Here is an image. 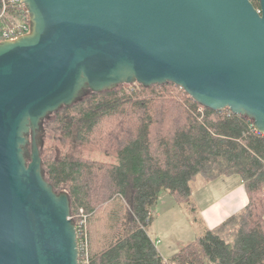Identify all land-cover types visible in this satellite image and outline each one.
<instances>
[{
  "label": "water",
  "instance_id": "water-1",
  "mask_svg": "<svg viewBox=\"0 0 264 264\" xmlns=\"http://www.w3.org/2000/svg\"><path fill=\"white\" fill-rule=\"evenodd\" d=\"M22 0L0 41V264H79L66 190L45 178L44 120L90 92L172 82L264 134V0Z\"/></svg>",
  "mask_w": 264,
  "mask_h": 264
},
{
  "label": "trees",
  "instance_id": "trees-1",
  "mask_svg": "<svg viewBox=\"0 0 264 264\" xmlns=\"http://www.w3.org/2000/svg\"><path fill=\"white\" fill-rule=\"evenodd\" d=\"M43 125L45 178L68 192L71 216L81 207L90 216L96 200L120 197L126 205L122 232L91 254V264H264V134L251 119L201 106L167 82L90 92ZM234 173L247 195L243 209L165 259L147 233L159 194L186 203L197 176Z\"/></svg>",
  "mask_w": 264,
  "mask_h": 264
},
{
  "label": "rangeland",
  "instance_id": "rangeland-1",
  "mask_svg": "<svg viewBox=\"0 0 264 264\" xmlns=\"http://www.w3.org/2000/svg\"><path fill=\"white\" fill-rule=\"evenodd\" d=\"M105 128V122L101 123L99 130L105 133ZM240 182L243 185L242 177L235 173L220 175L213 181H205L199 176L192 182L194 194L186 203L176 202L168 193L162 191L151 211L152 219L147 226V233L155 241L163 257L167 259L203 231L199 211L201 216L202 212H207L206 217L213 226L225 219L227 216H222L217 222L212 213L220 211L219 204L226 200L230 187H237ZM162 196L168 198V201ZM91 208V215H87L88 264H91V254L113 242L122 232L127 214L126 205L120 197L96 200ZM81 211L86 212L81 207L73 215L77 221ZM191 232L193 236L189 235ZM157 239H160L161 245L156 242ZM162 247L165 252L161 250Z\"/></svg>",
  "mask_w": 264,
  "mask_h": 264
},
{
  "label": "built area",
  "instance_id": "built-area-1",
  "mask_svg": "<svg viewBox=\"0 0 264 264\" xmlns=\"http://www.w3.org/2000/svg\"><path fill=\"white\" fill-rule=\"evenodd\" d=\"M29 29V14L22 0H1L0 41L15 39L29 32ZM262 194L264 198V185L262 187ZM78 216L80 219L76 222V229L79 244V257H81V260L79 259V264H88L87 214L81 211V214L79 212ZM72 218L74 217L72 216Z\"/></svg>",
  "mask_w": 264,
  "mask_h": 264
},
{
  "label": "crops",
  "instance_id": "crops-1",
  "mask_svg": "<svg viewBox=\"0 0 264 264\" xmlns=\"http://www.w3.org/2000/svg\"><path fill=\"white\" fill-rule=\"evenodd\" d=\"M199 177V176H197ZM196 177V179H197ZM195 179V180H196ZM204 179V178H203ZM193 180V181H195ZM205 180V179H204ZM192 181V182H193ZM206 181V180H205ZM243 181V180H242ZM192 182H191V187H192ZM192 195H191V198L193 197V194H194V189L192 187ZM166 192V191H165ZM167 193V192H166ZM170 195V194H169ZM171 196V195H170ZM160 197V196H159ZM164 197V196H162ZM172 197V196H171ZM173 198V197H172ZM190 198V199H191ZM164 199H167L168 201V198L164 197ZM226 200L222 203V204H219V210H216L214 211L212 214L215 215V220L217 218V222L218 220H220V218H223L222 216H231L235 213H238L240 212L243 207L245 206V204L247 203V195H246V192H245V189H244V184L242 185V183L240 182V184L237 186V187H230L229 189V193L228 195L226 196L225 198ZM173 200L175 201V199L173 198ZM177 202V201H176ZM200 210V209H199ZM202 212V211H201ZM206 214L207 212H202V215L201 216V213L199 211V219L201 220V226L202 228L204 229L205 227L207 228H214L216 226H218L222 221H224L227 217H225V219H223L222 221H220L219 223H217L216 225H212L210 223V220L206 217ZM212 215V216H213ZM221 216V217H220ZM219 218V219H218ZM214 220V219H213ZM213 226V227H212ZM190 236H193L192 232L191 234H189ZM159 245H161V241L160 239H157L156 241ZM156 245V243H155ZM157 247V245H156ZM158 249V248H157ZM159 250V249H158ZM162 251L165 252V249L164 247H162L161 249ZM160 252V251H159ZM161 255L163 256L162 252H160ZM173 255V254H172ZM169 258V257H168Z\"/></svg>",
  "mask_w": 264,
  "mask_h": 264
}]
</instances>
